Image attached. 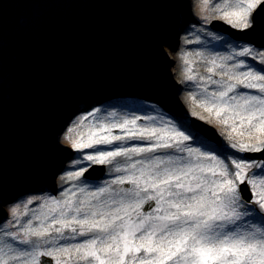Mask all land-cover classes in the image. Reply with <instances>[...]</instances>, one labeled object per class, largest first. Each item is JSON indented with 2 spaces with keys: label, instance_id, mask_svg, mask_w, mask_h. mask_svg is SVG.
Here are the masks:
<instances>
[{
  "label": "snow or ice",
  "instance_id": "obj_1",
  "mask_svg": "<svg viewBox=\"0 0 264 264\" xmlns=\"http://www.w3.org/2000/svg\"><path fill=\"white\" fill-rule=\"evenodd\" d=\"M140 3L170 102L57 112L51 163L0 170V264H264V0Z\"/></svg>",
  "mask_w": 264,
  "mask_h": 264
},
{
  "label": "water",
  "instance_id": "obj_2",
  "mask_svg": "<svg viewBox=\"0 0 264 264\" xmlns=\"http://www.w3.org/2000/svg\"><path fill=\"white\" fill-rule=\"evenodd\" d=\"M0 9V170L14 187L51 163L45 128L57 112L120 88L155 93L164 65L140 0H0Z\"/></svg>",
  "mask_w": 264,
  "mask_h": 264
},
{
  "label": "rangeland",
  "instance_id": "obj_3",
  "mask_svg": "<svg viewBox=\"0 0 264 264\" xmlns=\"http://www.w3.org/2000/svg\"><path fill=\"white\" fill-rule=\"evenodd\" d=\"M192 3L195 5L198 3V0H192ZM193 47H194L193 45L187 46L190 52L193 49ZM165 51H169V49L165 48ZM169 60L173 61V63L169 66H164L161 71V75H163L164 73H167L172 78L173 83L179 84L181 80V74L183 72V63L180 59H178L175 53H172L170 51H169ZM196 70L199 72L204 71L203 68H197ZM149 97H151V100L153 102H159L160 104L164 106H167V104L170 102V98L158 90H155V93H153V92H148V91H143V90L128 87V88H120L118 90H112L109 92H105L96 97L83 101L84 104L80 107H84L86 103L93 102V101L112 100V102L115 103L116 98H122L128 101L126 111L132 112V111H135L136 108L139 106L140 101L146 98H149ZM176 99H178L179 101H181V99L183 100L182 104L186 112L201 111V109L194 107L192 101L187 96V92L184 90H181V92L179 93ZM136 114L141 115V116L144 115L143 112H136Z\"/></svg>",
  "mask_w": 264,
  "mask_h": 264
},
{
  "label": "bare ground",
  "instance_id": "obj_4",
  "mask_svg": "<svg viewBox=\"0 0 264 264\" xmlns=\"http://www.w3.org/2000/svg\"><path fill=\"white\" fill-rule=\"evenodd\" d=\"M181 103H183V100L181 99V101H180Z\"/></svg>",
  "mask_w": 264,
  "mask_h": 264
}]
</instances>
